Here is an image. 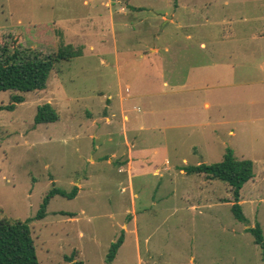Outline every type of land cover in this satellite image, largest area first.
Masks as SVG:
<instances>
[{"label":"rangeland","instance_id":"rangeland-1","mask_svg":"<svg viewBox=\"0 0 264 264\" xmlns=\"http://www.w3.org/2000/svg\"><path fill=\"white\" fill-rule=\"evenodd\" d=\"M0 44L80 54L53 62L41 91L0 92V106L23 98L0 111V218L25 222L38 264H263L245 229L264 240V0H0ZM43 104L57 121L34 125ZM130 144L146 161L129 185ZM225 149L256 173L239 190L247 225L227 185L179 173ZM73 187L33 219L50 189Z\"/></svg>","mask_w":264,"mask_h":264},{"label":"trees","instance_id":"trees-1","mask_svg":"<svg viewBox=\"0 0 264 264\" xmlns=\"http://www.w3.org/2000/svg\"><path fill=\"white\" fill-rule=\"evenodd\" d=\"M26 39L27 42H32L31 38ZM13 48V52L7 55L6 46L0 44V92L30 93L41 91L45 88L53 62L67 61L80 55L78 51L72 52L70 46H65L57 50L53 59H40L37 56L25 58L20 56L15 47ZM22 102L21 96L12 95L10 103L6 106H0V111H12L15 104ZM55 121H57V117L49 104H43L36 108L33 118L34 125ZM183 171L186 174H203L207 179L217 180L227 185L231 195L230 213L235 221L247 225L238 202L239 190L253 177L252 163L249 160H237L229 149H225L219 162L210 165L188 166ZM76 192V187H73L67 194L58 189H50L41 200L33 219L40 220L44 217L46 205L54 195L71 199ZM67 215L72 216V214ZM245 231L251 235L253 244L258 247L259 259L264 264V240L259 226L254 224ZM122 241L121 232L116 240L109 245L105 255V263L112 261ZM63 260V264H81L73 256L64 257ZM0 264H38L30 232L25 222L8 221L0 218Z\"/></svg>","mask_w":264,"mask_h":264},{"label":"crops","instance_id":"crops-1","mask_svg":"<svg viewBox=\"0 0 264 264\" xmlns=\"http://www.w3.org/2000/svg\"><path fill=\"white\" fill-rule=\"evenodd\" d=\"M202 44H200V46H201ZM163 85H164V83H163ZM203 106L204 107H207V104L206 103H204L203 104ZM124 119H125V117H123ZM134 152V148H133V146L130 144V147L127 149V151H126V154H125V160H124V166L126 167L125 168V170H126V173H128V184L130 185V169H131V164L134 162V160L137 162V161H146L144 158H142V156L141 155H139V154H137L136 155V158H134V156L132 155V153ZM139 153L141 152V151H138ZM155 151H153V153H154ZM164 160V163H165V165H167V161L165 160V159H163ZM199 165V164H198ZM196 166V165H195ZM168 170V168L166 169V171ZM179 173L180 174H183L184 175V171L183 170H179ZM186 174V173H185ZM151 175L152 176H160V174H159V171H158V169H153L152 170V172H151ZM259 176V175H258ZM255 177H256V173L253 175V177L250 179V182H252L253 181V179H255ZM261 179L264 181V175L263 176H261ZM197 180H198V185H202V187L205 189L206 187L207 188H210L211 187V185H212V183H213V181L214 180H210V179H207V177L205 176V175H203V174H197ZM200 181V182H199ZM198 190H199V188H198ZM226 192V191H225ZM193 192H190L189 194H185V196L186 197H188V199L186 200V201H184V202H186V204L191 208V210L192 211H194V210H197L198 209V206L197 205H194V203H190V201H192V202H194L193 201ZM202 194H204V192H202ZM199 195V194H198ZM133 197H135V195H133ZM195 200V199H194ZM238 204H239V202H238ZM129 214H134V210H129ZM121 228L122 229H125L126 228V226L123 224L122 226H121ZM122 243H123V241H122ZM122 245V244H121ZM120 245V246H121ZM118 250V249H117Z\"/></svg>","mask_w":264,"mask_h":264}]
</instances>
